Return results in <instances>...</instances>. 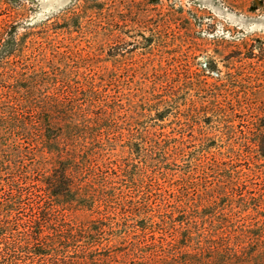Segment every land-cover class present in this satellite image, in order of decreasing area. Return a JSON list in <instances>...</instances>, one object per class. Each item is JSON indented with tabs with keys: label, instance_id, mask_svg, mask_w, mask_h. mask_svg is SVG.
Returning <instances> with one entry per match:
<instances>
[{
	"label": "trees",
	"instance_id": "1",
	"mask_svg": "<svg viewBox=\"0 0 264 264\" xmlns=\"http://www.w3.org/2000/svg\"><path fill=\"white\" fill-rule=\"evenodd\" d=\"M160 1L83 0L67 20L146 18ZM71 27L49 60L20 61L31 31L14 26L0 43V80L18 83L8 95L0 85V264H198L181 255L250 245L246 264H264V78H195L176 62L135 89L137 68L97 60ZM186 88L195 94L162 124ZM207 114L216 125L197 122Z\"/></svg>",
	"mask_w": 264,
	"mask_h": 264
},
{
	"label": "rangeland",
	"instance_id": "2",
	"mask_svg": "<svg viewBox=\"0 0 264 264\" xmlns=\"http://www.w3.org/2000/svg\"><path fill=\"white\" fill-rule=\"evenodd\" d=\"M150 1L153 3V0ZM80 3L83 0H0V43H6L14 26L17 27L19 36H23L22 33L27 30L31 31L33 35H29L24 42L26 47L23 52L27 54L20 61L49 60L52 59V52L55 51L56 57L59 50L61 29L72 25L67 31L72 32L73 42L86 50L94 51L97 60L110 66L112 61L119 59L137 68L134 78H130L129 82L126 80L131 84L130 87L135 88L137 84L140 88L145 83L150 85L154 67H167L176 62H182L184 67L191 65L189 73L192 74L193 71L192 76L195 78H202L203 73L224 80L231 73H239L247 79H255L253 76L264 78V70L257 67L259 47L264 49V0H161L157 7L151 6L153 8L146 18L139 13H122L118 19H111L113 16L108 17L111 13L108 10L106 13L101 12L102 17L67 20L71 14L69 10ZM164 18L171 21L161 32L158 25ZM77 29L78 31H73ZM14 58L11 56L7 60L11 62ZM150 60V68L146 74L144 65ZM206 64L214 66V71L204 72ZM2 70L0 68V74ZM0 85H4L3 95H8L18 83L12 85L0 80ZM194 94L193 90L187 88L180 92L175 101L166 106L168 115L161 123L173 125L178 114L176 111L184 109L187 99ZM201 117L197 118L198 123L208 127L216 125L215 117L209 118L208 114ZM145 121L146 124H152L155 119L151 116ZM9 157L8 153H0V159L7 160ZM223 202L220 203L221 206ZM203 210L211 211L212 208ZM224 225L221 224L220 227L226 228ZM255 247L256 245H250L248 248L234 250L233 255H214L211 250H206L200 256L185 252L181 258L195 260L198 264H204L207 257H212L213 261L206 264H223L227 259L232 260L228 264H246L254 259L250 253Z\"/></svg>",
	"mask_w": 264,
	"mask_h": 264
}]
</instances>
